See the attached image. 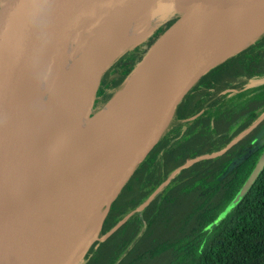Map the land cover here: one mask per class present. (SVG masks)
<instances>
[{
	"label": "trees",
	"instance_id": "trees-1",
	"mask_svg": "<svg viewBox=\"0 0 264 264\" xmlns=\"http://www.w3.org/2000/svg\"><path fill=\"white\" fill-rule=\"evenodd\" d=\"M156 13L144 14L145 34L123 45L99 75L90 119L121 92L181 15ZM262 76L264 32L185 95L78 264H264V164L244 188L262 148L228 171L237 151L264 128V118L258 123L264 85L245 88ZM190 159L196 161L180 168Z\"/></svg>",
	"mask_w": 264,
	"mask_h": 264
},
{
	"label": "bare ground",
	"instance_id": "bare-ground-1",
	"mask_svg": "<svg viewBox=\"0 0 264 264\" xmlns=\"http://www.w3.org/2000/svg\"><path fill=\"white\" fill-rule=\"evenodd\" d=\"M141 3V0H76L72 3L48 32L62 38L74 26L93 24L84 50L70 60L64 39L55 45L54 61L49 64L45 62L44 51L33 52L25 62L14 52L7 108L10 145L16 170L28 188L32 204L47 215L49 233L42 249L46 264H70L86 239L97 230L81 236L82 229L112 198L142 149L153 142L165 122L166 104L180 78L187 40L194 35L192 25L187 35L178 25L168 30L122 94L90 122H83L86 115L89 116L97 75L123 46ZM220 21H211L201 39L219 30ZM263 28L264 13H261L257 22L248 25L242 37L225 53ZM197 43L200 40L194 47ZM43 82L48 92L43 90ZM146 89L158 90L154 96L159 99L140 97L139 93ZM145 119L152 121L148 128L134 131L117 150L115 161L104 171H97L102 166L94 157L98 152V138L104 137L115 124L124 123L128 127ZM104 141H100L101 148L109 146ZM121 161L125 162L123 167L119 166ZM67 165L70 169L62 174Z\"/></svg>",
	"mask_w": 264,
	"mask_h": 264
},
{
	"label": "water",
	"instance_id": "water-1",
	"mask_svg": "<svg viewBox=\"0 0 264 264\" xmlns=\"http://www.w3.org/2000/svg\"><path fill=\"white\" fill-rule=\"evenodd\" d=\"M75 1L0 0V264H46L42 249L45 247L44 244L46 243L48 234L43 229L42 210L40 207L37 209L35 203L32 204L28 188L17 172L14 157L12 156L10 129L7 122V108L9 105L8 92L14 52H18L23 62L28 59L35 52L36 48L43 44V37L49 32V27L52 23ZM143 1L147 6L146 12L149 14L160 11L181 12V14L188 12L190 15L199 16L204 19L210 18L211 21L220 19L222 23L219 30L215 33L210 34L204 39H201V37L197 39L196 41L200 40V43H197L196 47H194L196 41L193 42L192 45H194L193 47L195 49L183 63L175 92L166 104V119L159 134L152 143H149L142 149L140 156L130 168L127 176L121 181L112 198L104 204L106 209L101 218L99 228L107 208H109L135 166L144 159L150 148L157 142L165 125L185 95L211 68L215 67L231 54L237 53L247 43L264 32L263 28L255 36L244 41L232 51L225 53V50L229 46L242 37L244 29L248 25L256 23L258 15L264 13V0ZM175 25H179V21L168 30ZM162 36L151 47L147 57ZM108 63L97 75V84L99 75ZM134 73L128 79L121 92L109 102L110 104L122 94ZM262 85H264V76L250 79L245 88H256ZM139 95L140 97H149L145 91L140 92ZM119 125L115 124L111 127V130ZM123 135L118 138L120 139ZM130 135L125 138L124 142L121 140L115 146L122 147ZM236 141L227 144L220 154L226 153ZM116 149L113 150L115 153L110 156L112 158L111 161H115ZM195 161L196 159H190L180 168H188ZM38 229H40V232L37 231ZM102 239L104 240L105 238Z\"/></svg>",
	"mask_w": 264,
	"mask_h": 264
},
{
	"label": "rangeland",
	"instance_id": "rangeland-1",
	"mask_svg": "<svg viewBox=\"0 0 264 264\" xmlns=\"http://www.w3.org/2000/svg\"><path fill=\"white\" fill-rule=\"evenodd\" d=\"M141 2L142 3H141V7L139 9V12L134 16L132 22L130 23V25L128 27V34H127L126 40H125L123 45L137 41L142 37V35L145 34V31H144L145 23L143 22V16L146 13L147 6L143 0H141ZM157 14L160 17H163V15H171V14H175V12L160 11V12L156 13V16H157ZM178 21H179V25L177 28L180 31H183L184 35L188 34V32H189L188 29L190 28L191 25L194 27V29H193L194 33H192L194 35L189 37L187 40L188 44H187V48H186V56H185V59H186L188 57V55H190L192 53V51L195 49L193 47L194 45H192L193 42H195L197 39H199L200 37L203 36V32H205L204 30L208 26V24L211 22V19L210 18L204 19V18H201L199 16L197 17L195 15H190V13H188V12H183L180 15ZM92 28H93L92 23L83 24L81 26H74L62 38H59L56 35H50L49 33H46V35H44V37H43V40H44L43 44H41L38 48H36L35 51H44V55L46 56L45 62L47 64H49L50 62L54 61L53 51H54L55 45L58 43V41L60 39H64L67 41V44H68V53H69L68 59L70 60L72 56H76L78 53H80L84 50L85 43L87 41L88 36L90 35ZM204 43H202V44H204ZM68 65H69V62H67L66 67H68ZM42 87H43V90L48 92V88H46L44 82L42 83ZM157 91L158 90H156V89H146L145 90L146 94H148V96H149L148 98H152V99H159V97L154 96V94ZM109 104L104 106L103 109L108 107ZM149 119H152V118H149ZM90 121H91V119L87 114L86 117L83 119V122L88 123ZM151 122H152L151 120L145 119L139 123L140 125L139 124H133V125L126 127L127 124L123 123V124H120L119 126L115 127L114 128L115 130L114 129H112L111 131L110 130H108V131L104 130L105 132L106 131L107 132L105 133L104 137L101 135V137L98 138V142H99L100 146L98 145V147H97L98 152L95 151L97 153L94 154V157L96 159H98L100 163H102L101 164L102 166L99 169H97V171H99V172L104 171V169H106L111 163L114 162V161H110L112 159L110 156L115 153V151H113V150L116 149V147H118V146H115V144H117L121 140H123V142H124L125 138L129 134H133L137 131L145 130L146 128H148V126ZM125 131H126V133L124 134ZM120 133H123L124 136H122L120 139H118V137H120L119 136ZM100 141L106 142L107 144H109V146L106 148L102 147L103 148L102 149L101 145L103 143H100ZM119 147L116 150H118ZM259 148H264V128L257 134L254 143L250 144L246 148H242V149H239L237 151V154H239V155L233 161V163L230 165V168L235 166L238 162L242 161L246 157L250 156L254 151L258 150ZM103 151H105V152H103ZM121 163L122 164L119 166L123 167L125 162L121 161ZM257 164L258 165L257 166L255 165L254 170L252 171V175L248 179V181L246 182V185L244 186V188L250 183L252 178L257 174L259 169L264 164V155L260 159V161L257 160ZM69 169H70L69 165H67L66 168L63 169L62 174L67 172ZM115 172H117V171H115ZM117 185H115V186H117ZM110 190H113V187ZM103 206L96 212L94 219L82 229L81 236H83L84 234H86L89 231L92 232L93 229L97 228L95 233H93L92 235H90V237H88L86 239V241L82 245V248L76 254V256L73 258V260L70 262V264H78L79 263V257L81 256V254L83 253L85 248L88 246V244H90L97 237L98 232H99L100 221H101V218L103 217V215L105 213V206L104 207ZM41 210H42L41 216H42V220H43V229H44V232L47 234V233H49L48 226H47L46 221H45L47 218V215L45 214V211L43 209H41ZM158 262H159V260L155 261V263H158Z\"/></svg>",
	"mask_w": 264,
	"mask_h": 264
},
{
	"label": "flooded vegetation",
	"instance_id": "flooded-vegetation-1",
	"mask_svg": "<svg viewBox=\"0 0 264 264\" xmlns=\"http://www.w3.org/2000/svg\"><path fill=\"white\" fill-rule=\"evenodd\" d=\"M235 53H236V52H235ZM235 53L231 54L229 57L233 56ZM227 58H228V57H227ZM227 58H226V59H227ZM235 83H236V82H235ZM227 91H228V90H224V91H222V93H225V92H227ZM259 118H260L259 122H261L262 119L264 118V112L260 114ZM259 122H258V123H259ZM256 136H257V135H256ZM256 136H255V138L253 139V141L251 142V144L254 143V141H255V139H256ZM245 148H246V147H245ZM263 155H264V148H262V150H261L259 156L257 157V160L260 161V159L263 157ZM232 163H233V162H232ZM255 165L257 166L258 164L256 163ZM230 169H231V168L229 167L228 171H229Z\"/></svg>",
	"mask_w": 264,
	"mask_h": 264
}]
</instances>
